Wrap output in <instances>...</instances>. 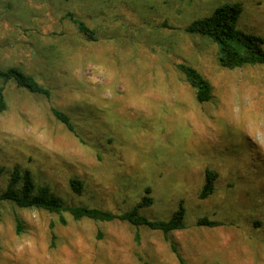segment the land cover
<instances>
[{
    "label": "rangeland",
    "instance_id": "1",
    "mask_svg": "<svg viewBox=\"0 0 264 264\" xmlns=\"http://www.w3.org/2000/svg\"><path fill=\"white\" fill-rule=\"evenodd\" d=\"M236 1L237 27L264 48V0H0V67L50 92L4 85L0 192L18 168L67 204L136 207L149 220L182 208L184 223L163 234L65 213L63 224L2 202L0 264H264V63L223 67L215 42L186 31ZM179 63L207 79V101ZM206 169L217 176L200 198Z\"/></svg>",
    "mask_w": 264,
    "mask_h": 264
},
{
    "label": "trees",
    "instance_id": "2",
    "mask_svg": "<svg viewBox=\"0 0 264 264\" xmlns=\"http://www.w3.org/2000/svg\"><path fill=\"white\" fill-rule=\"evenodd\" d=\"M242 10L239 1L224 3L216 7L208 16L192 20L186 31L205 36L218 45L220 56L218 63L226 68H241L246 65L264 63L263 39L257 35L244 32L237 27V16ZM84 34L91 36L94 32L89 30L81 21H75ZM178 69L184 75L188 84L193 88L195 98L198 102L207 101L210 98V84L207 79L193 66L186 63H179ZM12 81L16 86L26 89L29 92L49 96V89L41 84L32 74L25 72L17 66L7 68L0 67V112L6 108L4 85ZM54 117L64 123L67 128L72 129L70 117L67 113L52 108ZM216 172L211 169L205 170V179L199 193L200 198H205L214 190ZM75 192L80 193L82 182L70 180ZM11 202L19 208L41 209L58 216V221L65 223L64 214H68L73 220L90 219L94 221L109 222L123 221L133 226H147L159 230L163 234L169 231L181 230L184 227L183 210L180 208L168 220H149L140 214L137 208L113 212L96 206L86 204H67L55 194L49 186L38 184L33 179L29 170L20 171L15 168L5 189L0 192V204ZM150 199L141 201V204H148ZM16 230L20 232L23 224L18 215L14 216ZM200 222L213 224L206 219ZM214 224H219L215 222Z\"/></svg>",
    "mask_w": 264,
    "mask_h": 264
}]
</instances>
